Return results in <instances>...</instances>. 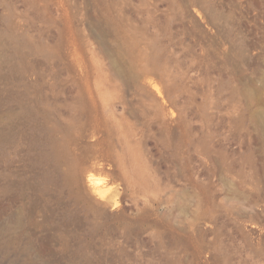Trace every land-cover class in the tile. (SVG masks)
Here are the masks:
<instances>
[{"label": "rangeland", "instance_id": "1", "mask_svg": "<svg viewBox=\"0 0 264 264\" xmlns=\"http://www.w3.org/2000/svg\"><path fill=\"white\" fill-rule=\"evenodd\" d=\"M0 264H264V0H0Z\"/></svg>", "mask_w": 264, "mask_h": 264}, {"label": "bare ground", "instance_id": "2", "mask_svg": "<svg viewBox=\"0 0 264 264\" xmlns=\"http://www.w3.org/2000/svg\"><path fill=\"white\" fill-rule=\"evenodd\" d=\"M97 165H99V164H97ZM93 166H94V165H93ZM93 166H92V167H89L88 172H90V171H94V170H95V171H96V170H97V171L102 170V168H97L96 165H95V167H93ZM100 166H101V165H100ZM101 167H102V166H101ZM92 173H93V172H92ZM90 174H91V173H90ZM92 176H93V175H92ZM94 176H95V175H94ZM91 178H92V177H91Z\"/></svg>", "mask_w": 264, "mask_h": 264}]
</instances>
